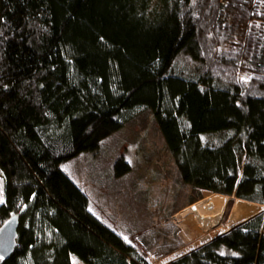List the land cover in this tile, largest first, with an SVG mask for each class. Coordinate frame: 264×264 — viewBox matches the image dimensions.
Here are the masks:
<instances>
[{"label":"trees","instance_id":"obj_1","mask_svg":"<svg viewBox=\"0 0 264 264\" xmlns=\"http://www.w3.org/2000/svg\"><path fill=\"white\" fill-rule=\"evenodd\" d=\"M147 110L183 183L263 204L264 0H0V227L19 220L0 264H150L62 169ZM263 231L168 264H264Z\"/></svg>","mask_w":264,"mask_h":264},{"label":"rangeland","instance_id":"obj_2","mask_svg":"<svg viewBox=\"0 0 264 264\" xmlns=\"http://www.w3.org/2000/svg\"><path fill=\"white\" fill-rule=\"evenodd\" d=\"M192 71L183 59L174 67L184 76ZM123 156L131 168L116 177L114 163ZM62 169L87 194L91 212L137 247L150 264H168L213 239L184 253L175 214L188 205L193 187L183 183L150 110L103 140L98 150L80 154ZM259 214L264 216V210Z\"/></svg>","mask_w":264,"mask_h":264},{"label":"bare ground","instance_id":"obj_3","mask_svg":"<svg viewBox=\"0 0 264 264\" xmlns=\"http://www.w3.org/2000/svg\"><path fill=\"white\" fill-rule=\"evenodd\" d=\"M188 205L175 216L184 253L238 226L264 210L263 204L195 188ZM226 218V219H225ZM169 258V257H168Z\"/></svg>","mask_w":264,"mask_h":264},{"label":"water","instance_id":"obj_4","mask_svg":"<svg viewBox=\"0 0 264 264\" xmlns=\"http://www.w3.org/2000/svg\"><path fill=\"white\" fill-rule=\"evenodd\" d=\"M3 201L0 199V207ZM18 216H11L1 227H0V259L5 260L12 254L15 244L18 229Z\"/></svg>","mask_w":264,"mask_h":264},{"label":"clouds","instance_id":"obj_5","mask_svg":"<svg viewBox=\"0 0 264 264\" xmlns=\"http://www.w3.org/2000/svg\"><path fill=\"white\" fill-rule=\"evenodd\" d=\"M232 196H234V195H232ZM246 201V200H245ZM249 202V201H248ZM252 203H254V202H252Z\"/></svg>","mask_w":264,"mask_h":264}]
</instances>
